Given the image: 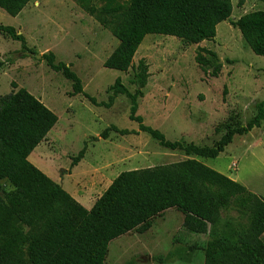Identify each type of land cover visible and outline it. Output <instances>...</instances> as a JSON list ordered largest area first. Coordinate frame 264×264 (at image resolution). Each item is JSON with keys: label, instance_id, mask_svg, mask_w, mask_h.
Listing matches in <instances>:
<instances>
[{"label": "rangeland", "instance_id": "obj_1", "mask_svg": "<svg viewBox=\"0 0 264 264\" xmlns=\"http://www.w3.org/2000/svg\"><path fill=\"white\" fill-rule=\"evenodd\" d=\"M30 1L15 17L0 8V24L14 27L24 36L26 47L34 51L27 55L20 42L0 33V95L15 90L11 86L15 83L57 116L47 137L28 156L34 166L69 194L78 187L95 198L122 171L194 158L264 198V121L259 128L234 136L216 158L185 156L180 150L160 146L143 132L121 135L109 131L102 139L100 133L110 125L137 131L138 124L128 118L125 95L116 96L110 107L93 105L86 95L97 103L108 102L107 89L117 77L133 93L134 69L120 72L103 67L118 41L75 0ZM238 1L231 0V15L216 26L212 40L187 44L172 36L148 34L139 45L132 64L136 67L140 59L145 61L149 85L141 89L137 114L143 124L159 130L167 140L211 146L227 125H245L251 120L257 104L264 100V56L255 55L231 24L248 12L264 10V0H244L242 6ZM93 2L103 5L101 0ZM201 48L216 55L203 53L210 60L203 68L195 61ZM47 52L55 55V63L70 66L80 78L84 94L72 95L71 81L35 56ZM217 61L221 68L213 77L210 72ZM84 145L83 158L71 167V159ZM3 186L10 189L6 183ZM237 215L231 212L219 230H238L229 227L236 222L245 228L247 219ZM182 223L180 212L166 210L153 219L146 232L130 231L110 241L105 263L203 264L202 246L208 235L189 233Z\"/></svg>", "mask_w": 264, "mask_h": 264}, {"label": "trees", "instance_id": "obj_2", "mask_svg": "<svg viewBox=\"0 0 264 264\" xmlns=\"http://www.w3.org/2000/svg\"><path fill=\"white\" fill-rule=\"evenodd\" d=\"M29 1L0 0V8L15 17ZM75 1L118 41L103 67L120 72L134 69L133 93L117 77L107 89L108 102L97 103L86 95L93 105L105 107L119 94L125 95L128 118L138 124L137 131L110 125L100 133L102 139L109 131L121 135L143 132L160 146L180 150L185 156L216 158L234 136L247 134L264 121L262 100L245 125H227L211 146H198L167 140L159 130L143 124L137 114V99L143 95L141 89L149 73L143 59L136 67L132 60L144 37L172 36L187 44L212 40L216 26L231 15V0H101V6L93 0ZM231 24L255 55L264 56V10L248 12ZM0 33L34 53L14 27L0 24ZM203 53L216 56L211 50L199 49L195 61L201 68L210 64ZM41 57L50 69L71 81L72 95L84 94L81 80L70 66L55 63L52 52ZM220 68L218 61L213 64L211 76L217 77ZM11 86L15 90L0 95V264H106L110 241L130 231L146 232L153 219L168 209L181 213L183 228L189 233L208 235L202 246L203 264H264V198L194 158L122 171L90 209L84 208L28 160L57 116L25 88L15 83ZM215 132H219L217 128ZM85 150L84 145L71 159V167L83 158ZM3 183L10 189L5 190ZM231 212L246 218V227L236 222L229 227L238 230H219Z\"/></svg>", "mask_w": 264, "mask_h": 264}, {"label": "crops", "instance_id": "obj_3", "mask_svg": "<svg viewBox=\"0 0 264 264\" xmlns=\"http://www.w3.org/2000/svg\"><path fill=\"white\" fill-rule=\"evenodd\" d=\"M31 1H29L26 5H25V7L20 11V13H19V15H21V13L22 12H24V10H26L28 7H29V5L31 4L30 3ZM38 2H36V4H37ZM39 5V4H38ZM149 85V83H147L146 84V86H148ZM46 137H47V135H46ZM85 182V181H84ZM87 183H88V181H87ZM108 187V186H107ZM106 187V188H107ZM105 188V189H106ZM102 194V193H101ZM100 194V195H101ZM70 195L77 201V202H79L84 208H86V209H90L91 207H92V205L94 204V202H95V200L100 196H98V197H93V195H92V193L90 194V193H81L80 191H79V189H78V187H75V188H72V190H71V192H70Z\"/></svg>", "mask_w": 264, "mask_h": 264}, {"label": "water", "instance_id": "obj_4", "mask_svg": "<svg viewBox=\"0 0 264 264\" xmlns=\"http://www.w3.org/2000/svg\"><path fill=\"white\" fill-rule=\"evenodd\" d=\"M24 53H26L27 55H31V53L30 52H24ZM37 58H41V56L40 55H35Z\"/></svg>", "mask_w": 264, "mask_h": 264}]
</instances>
